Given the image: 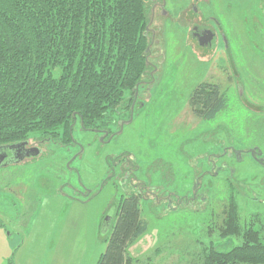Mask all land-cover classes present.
Masks as SVG:
<instances>
[{
  "label": "rangeland",
  "instance_id": "rangeland-1",
  "mask_svg": "<svg viewBox=\"0 0 264 264\" xmlns=\"http://www.w3.org/2000/svg\"><path fill=\"white\" fill-rule=\"evenodd\" d=\"M202 9L224 26L233 61L221 35L216 53L198 57L189 23L155 11L152 23L161 31L150 61L162 60L159 71L144 77L132 110L113 114L112 134L102 140L77 120L73 144L43 139L39 157L0 166V236L19 247L13 264H97L116 207L131 194L148 223L129 247L138 264H203L212 245H241L243 235H222L233 190L243 229L264 225V165L247 152L257 147L264 160V0H213ZM207 83L227 97L212 120L197 117L191 105ZM127 165L139 166V185L127 182ZM196 182L199 199L192 198ZM109 213L114 219L103 234Z\"/></svg>",
  "mask_w": 264,
  "mask_h": 264
},
{
  "label": "trees",
  "instance_id": "trees-1",
  "mask_svg": "<svg viewBox=\"0 0 264 264\" xmlns=\"http://www.w3.org/2000/svg\"><path fill=\"white\" fill-rule=\"evenodd\" d=\"M149 22L144 0H0V147L35 133L70 145L77 120L85 130L111 131L113 114L130 107L150 70ZM191 105L212 120L227 97L207 83ZM225 214L222 235L244 241L212 245L203 264H264V226L243 229L234 190ZM115 220L97 264H138L129 247L148 230L139 197L123 196Z\"/></svg>",
  "mask_w": 264,
  "mask_h": 264
},
{
  "label": "flooded vegetation",
  "instance_id": "flooded-vegetation-1",
  "mask_svg": "<svg viewBox=\"0 0 264 264\" xmlns=\"http://www.w3.org/2000/svg\"><path fill=\"white\" fill-rule=\"evenodd\" d=\"M144 1L148 5L149 13H150V22L147 27V35L151 39L150 48L148 50L149 52L148 62L150 64V70L148 74L150 78H153L152 76L155 75L157 71H159L158 65L162 62V60H158V59H156V61L155 60L150 61L151 57L157 58V55L155 56L153 55V46L157 43L156 41L157 32L161 31L160 29L154 27L152 23L153 13L155 11L158 15L172 18L174 19V21H179V23L181 21H185L189 23L187 28L189 45L192 47V50L195 52V54L202 59L211 57L214 53H216L218 49L219 36L221 35L222 41L224 42L225 45V51L227 57L230 60L229 53L227 50V44L225 42V37L227 36L224 31L225 30L224 26L222 25L219 18L217 16H214L212 12L206 13L205 10L203 11L202 9L203 3H207L210 5L213 0H144ZM217 1H221L223 2V4L224 3L229 4V0H217ZM163 54L164 53H162V57ZM235 74L237 75V73ZM139 88L140 85L137 88L134 99L130 105L131 110H132L133 102L139 96ZM99 130L108 131V133H100L102 140H104L106 137L112 134L111 131L105 128H99ZM104 134L106 136H102ZM52 140L53 142H58L56 139H52ZM43 142H44L43 139H37V137L35 138L30 137L28 140L2 146V148L0 149V153L2 151H7V155H8L7 161L3 162L2 165L17 164L20 162H25L27 161V159H34L36 157H39V155H41V150L43 148L42 147ZM247 152L251 155L254 161L264 165V160L263 158H261V154L258 152L257 147L249 148L247 149ZM226 154L228 155V152ZM237 158L241 159L242 158L241 154H238ZM123 166L124 165H122V167ZM227 167L228 165L226 164V162H223L222 168L227 169ZM138 169H139L138 165L128 166L123 173L124 177L127 179V182L130 183L132 186L139 185V183H141L138 181V178L135 175ZM229 171L233 172L234 169L230 167ZM201 185L202 183L200 184V182H196L193 185L192 198L199 199V196L196 193L198 189L201 187Z\"/></svg>",
  "mask_w": 264,
  "mask_h": 264
},
{
  "label": "crops",
  "instance_id": "crops-1",
  "mask_svg": "<svg viewBox=\"0 0 264 264\" xmlns=\"http://www.w3.org/2000/svg\"><path fill=\"white\" fill-rule=\"evenodd\" d=\"M4 226L3 224L0 225V235H4ZM2 232V233H1ZM6 233V232H5ZM7 236V235H6ZM9 237V236H7ZM19 247L15 248L14 244H11V242L9 240H7L6 238L0 236V264H4L5 261H7L8 259L10 260V256L12 254V251H15L17 253Z\"/></svg>",
  "mask_w": 264,
  "mask_h": 264
},
{
  "label": "water",
  "instance_id": "water-1",
  "mask_svg": "<svg viewBox=\"0 0 264 264\" xmlns=\"http://www.w3.org/2000/svg\"><path fill=\"white\" fill-rule=\"evenodd\" d=\"M225 42L227 44V50H228V53H229V57H230V61L232 60V56H231V53H230V48H229V41L228 39L225 37ZM149 50V48L147 49V51ZM233 61V60H232ZM2 147H0L1 149ZM8 159V155H7V151H2L0 153V166H6V165H2L3 162H6ZM114 217H113V214H107L105 216V218L103 219V222H102V233L105 234L109 231L110 229V225L112 224V221H113Z\"/></svg>",
  "mask_w": 264,
  "mask_h": 264
}]
</instances>
